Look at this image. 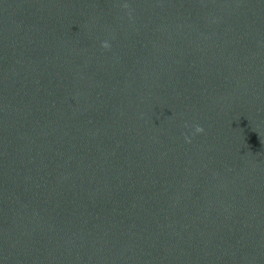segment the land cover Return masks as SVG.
<instances>
[{
    "label": "water",
    "instance_id": "1",
    "mask_svg": "<svg viewBox=\"0 0 264 264\" xmlns=\"http://www.w3.org/2000/svg\"><path fill=\"white\" fill-rule=\"evenodd\" d=\"M0 264H264V0H0Z\"/></svg>",
    "mask_w": 264,
    "mask_h": 264
},
{
    "label": "clouds",
    "instance_id": "2",
    "mask_svg": "<svg viewBox=\"0 0 264 264\" xmlns=\"http://www.w3.org/2000/svg\"><path fill=\"white\" fill-rule=\"evenodd\" d=\"M125 7H127V5H125ZM102 47L105 48V49H108V48H110V44L107 41H105V42L102 43ZM196 132L197 133L203 132V128L200 127L199 125H197L196 126Z\"/></svg>",
    "mask_w": 264,
    "mask_h": 264
}]
</instances>
